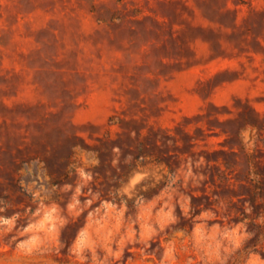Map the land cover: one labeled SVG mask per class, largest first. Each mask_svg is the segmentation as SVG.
Segmentation results:
<instances>
[{"label":"rangeland","instance_id":"1","mask_svg":"<svg viewBox=\"0 0 264 264\" xmlns=\"http://www.w3.org/2000/svg\"><path fill=\"white\" fill-rule=\"evenodd\" d=\"M0 264H264V0H0Z\"/></svg>","mask_w":264,"mask_h":264},{"label":"trees","instance_id":"2","mask_svg":"<svg viewBox=\"0 0 264 264\" xmlns=\"http://www.w3.org/2000/svg\"><path fill=\"white\" fill-rule=\"evenodd\" d=\"M250 245L252 244H246L245 249L248 250L251 247Z\"/></svg>","mask_w":264,"mask_h":264}]
</instances>
